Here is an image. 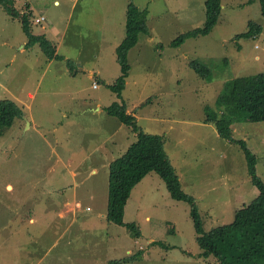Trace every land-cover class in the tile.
Returning <instances> with one entry per match:
<instances>
[{
	"label": "rangeland",
	"instance_id": "rangeland-1",
	"mask_svg": "<svg viewBox=\"0 0 264 264\" xmlns=\"http://www.w3.org/2000/svg\"><path fill=\"white\" fill-rule=\"evenodd\" d=\"M12 1L22 15L33 13L35 34L64 59L29 48L21 19L0 7V100L24 111L0 138V264H209L200 259L190 204L173 200L154 173L125 209L124 222L137 226L139 239L107 221L110 166L137 140L107 108L124 103L139 131L164 137L207 232L231 224L258 191L242 148L206 124V108L218 111L231 82L264 74L260 1L221 0L213 31L173 48L178 36L204 26L207 0H132L147 12L149 33L128 54L122 99L110 86L122 76L117 50L129 0ZM41 17L47 20L38 24ZM251 21L261 35L237 40ZM192 62L209 78L194 73ZM233 131L256 156L264 181V123H237Z\"/></svg>",
	"mask_w": 264,
	"mask_h": 264
},
{
	"label": "trees",
	"instance_id": "trees-1",
	"mask_svg": "<svg viewBox=\"0 0 264 264\" xmlns=\"http://www.w3.org/2000/svg\"><path fill=\"white\" fill-rule=\"evenodd\" d=\"M259 1L264 17V0ZM0 7L6 14L21 19L24 32L29 39L27 45L29 48L40 45L51 61H56V59L63 61L64 58L58 55V47L52 41L44 35L35 34L32 22L33 13L22 15L15 10L12 0H0ZM221 13V0H207L204 26L181 34L171 43V46L179 48L189 39L209 35L217 25ZM146 17L147 12L140 11L132 0H129L126 36L117 50L122 76L114 86H110L119 99H122L131 70L128 64V54L137 46L140 35L149 33ZM249 27L250 30L247 33L236 39L256 38L263 32V27L253 21L250 22ZM190 68L198 76L206 79L211 74L205 66L198 62H192ZM206 110V124L215 126L222 138L242 148L252 185L258 191L256 198L250 203H243V206L236 211L231 224L207 232L196 199L181 188L179 178L165 151L164 137L139 131L136 117L128 113L124 103H117L107 108V113L132 128L137 133V140L129 147L126 154L112 162L110 166L107 221L128 228L134 239H139L141 233L137 226L124 222L125 209L133 190L147 176L154 173L165 182L173 200L190 204L196 224L198 243L203 251L200 259L209 264L212 261L217 264H264V181L257 175L256 156L250 152L245 141L234 139L233 131L237 123H264V74L231 82L226 86V90L218 101V111L215 112L210 108ZM222 112L224 114L221 116ZM23 116L24 111L18 103L12 100H0V138L6 129L12 128L16 120Z\"/></svg>",
	"mask_w": 264,
	"mask_h": 264
},
{
	"label": "built area",
	"instance_id": "built-area-1",
	"mask_svg": "<svg viewBox=\"0 0 264 264\" xmlns=\"http://www.w3.org/2000/svg\"><path fill=\"white\" fill-rule=\"evenodd\" d=\"M46 21V18L45 17H41V18H39L38 20H37V23L38 24H41V23H43V22H45ZM94 88H97V86H95Z\"/></svg>",
	"mask_w": 264,
	"mask_h": 264
},
{
	"label": "crops",
	"instance_id": "crops-1",
	"mask_svg": "<svg viewBox=\"0 0 264 264\" xmlns=\"http://www.w3.org/2000/svg\"><path fill=\"white\" fill-rule=\"evenodd\" d=\"M58 4H59V2H57ZM97 111H99V112H101L102 111V109L101 108H99ZM11 190H12V188H10ZM32 223H36V221L35 220H33L32 219V221H31ZM130 261H135V260H133V258H131V259H129ZM202 260V259H201ZM136 262V261H135Z\"/></svg>",
	"mask_w": 264,
	"mask_h": 264
},
{
	"label": "water",
	"instance_id": "water-1",
	"mask_svg": "<svg viewBox=\"0 0 264 264\" xmlns=\"http://www.w3.org/2000/svg\"><path fill=\"white\" fill-rule=\"evenodd\" d=\"M31 125L29 124V127H30Z\"/></svg>",
	"mask_w": 264,
	"mask_h": 264
}]
</instances>
